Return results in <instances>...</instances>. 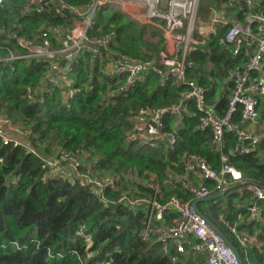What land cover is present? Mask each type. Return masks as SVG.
I'll list each match as a JSON object with an SVG mask.
<instances>
[{
	"label": "built area",
	"instance_id": "1",
	"mask_svg": "<svg viewBox=\"0 0 264 264\" xmlns=\"http://www.w3.org/2000/svg\"><path fill=\"white\" fill-rule=\"evenodd\" d=\"M200 1L166 0L163 4V0H89L81 5H68L65 0H29L24 14L34 12L44 17L32 37L19 34L16 29H22V24L17 22L10 29L3 27L0 30V64L24 60L44 68L39 85L26 87V98L30 102L36 101L39 94L60 89L63 104L71 108L79 91L74 67L82 54L91 58L103 56L101 63L105 72L115 80L114 89L103 93L102 107L116 103L115 95L134 88L152 73L159 76L161 84L173 80L178 86H189L180 103L168 107H141L132 117L127 139L141 146L157 148L164 145L174 149L179 143L178 132L184 127L186 104L195 100L198 111L203 114L199 129L212 131V144L220 153V166L215 168L201 156L190 154L185 156L183 174L169 172L175 183L192 192L191 199L174 195L162 201L158 198L160 185L153 181L147 183L154 189L151 197L136 194L128 190L123 178L95 169L81 154L66 149H55L54 154L41 152L31 138L30 128L21 120L4 114H0V141L38 157L46 178L62 177L73 186L88 188L103 207L120 205L134 214L142 208L147 209L142 240L159 243L169 256V264H240L232 247L208 220L229 239V234L223 231L226 228L244 249H258L264 244L261 238L264 237V181L247 179L223 149L226 131H238L241 144L236 151L241 155L254 151L264 138V121H261L259 111L260 100L264 98V0H221L226 17H218L214 7L210 33L196 36ZM128 6L141 8L143 12L127 11ZM105 7L124 14L135 25L152 28L155 36L160 34V39L162 36L163 48L147 61L112 51L110 47L119 37L114 29L102 35L94 34L95 30L101 29L98 18ZM56 18L68 21L54 23ZM220 28L224 29L219 38L221 46L235 55L249 56L244 67L239 68L242 70L232 73L234 89L224 116H219L207 102V90L185 77L188 54L203 50L210 36ZM239 110L241 127L233 122V116ZM167 114L174 117L171 123L165 122ZM217 192L222 195L209 202L216 206L218 223L202 213V202L198 205L200 211L193 207L195 200ZM225 196L227 200L222 198ZM78 236L86 243L87 250L92 248L94 239L86 227L78 229ZM7 246L26 247L17 241L1 245ZM98 251L89 250L82 263L89 264L93 259L91 264H118L114 254L121 252L120 248L105 253L103 260L97 259ZM239 254L243 264H253L247 255L244 259Z\"/></svg>",
	"mask_w": 264,
	"mask_h": 264
},
{
	"label": "trees",
	"instance_id": "2",
	"mask_svg": "<svg viewBox=\"0 0 264 264\" xmlns=\"http://www.w3.org/2000/svg\"><path fill=\"white\" fill-rule=\"evenodd\" d=\"M65 1L68 5H81L89 0ZM28 5L29 0H0V30L10 29L17 22L22 24V29L16 31L32 37L44 17L34 12L24 14ZM67 21L53 20L58 24ZM98 22L101 29L94 34L102 35L114 29L119 36L110 47L112 51L147 61L163 47L162 36L158 43H150L138 30L143 26L135 25L109 7L101 11ZM223 34L224 29L211 35L203 50L190 52L185 63L186 79L207 90V102L219 116L228 111L234 89L232 73L249 60V56L235 55L221 46L219 38ZM101 58L80 56L74 67L79 91L71 108L63 104L60 89L39 94L34 102L27 100L26 87L39 85L43 66L24 60L1 63L0 114L24 122L41 152L54 154L55 149H66L81 154L95 169L123 178L128 190L136 194L151 197L154 189L147 183L153 181L160 185L158 198L162 201L174 195L191 199L192 192L175 183L169 172L183 174L185 156L190 154L201 156L215 168L220 166V153L212 144V131L199 129L203 114L198 111L195 100L186 104L184 127L178 132L179 143L174 149L164 145L141 146L127 139L132 117L141 107L180 103L190 87L178 86L173 80L161 84L159 76L152 73L134 88L115 95L116 103L102 107L103 93L114 89L115 80L105 72ZM259 111L264 121V98L260 100ZM172 120V115L165 116V122ZM233 122L242 126L240 110L233 116ZM224 141L223 149L230 155L231 163L247 179L264 181V138L254 151L245 155L236 151L241 144L238 131H226ZM45 175L38 157L0 141V264H83L91 249H99L97 259L103 260L105 253L117 248L121 249L114 254L118 264H169V256L159 243L142 240L147 209L134 214L120 205L106 208L88 188L73 186L62 177L46 178ZM83 226L94 239V245L88 250L78 236V229ZM225 230L229 240L243 253L247 252L244 256L253 264H264V244L258 249H244ZM13 241L26 247H1Z\"/></svg>",
	"mask_w": 264,
	"mask_h": 264
},
{
	"label": "rangeland",
	"instance_id": "3",
	"mask_svg": "<svg viewBox=\"0 0 264 264\" xmlns=\"http://www.w3.org/2000/svg\"><path fill=\"white\" fill-rule=\"evenodd\" d=\"M210 3V0H202L201 2V6L199 4L198 7V11H197V18H198V23L196 24V29H195V35L196 36H205L208 33H210V21L213 17L214 14V10L212 9V15L210 16L208 13L204 12V7L207 6ZM27 7V6H25ZM216 15L218 17H222L225 18L226 17V12L221 9V8H216ZM141 26V25H138ZM111 27L113 28V26L111 25ZM138 30L144 34V37L150 41V43H158L160 40V34L158 36H155L152 30V28H148V27H140L138 28ZM163 48V47H162ZM154 49V48H152ZM224 200H227L228 197H222ZM200 209L202 211L203 214L207 215L208 217H210L211 219H213L214 221H216V206L214 203H210V202H202L200 204ZM217 222V221H216ZM218 223V222H217ZM220 225V224H219ZM223 231L226 233V231L223 229ZM233 243V241H232ZM237 248V247H236ZM238 249V248H237ZM240 249V248H239ZM238 249V250H239ZM239 252L241 253L242 257L245 259L244 253L242 250H239Z\"/></svg>",
	"mask_w": 264,
	"mask_h": 264
},
{
	"label": "water",
	"instance_id": "4",
	"mask_svg": "<svg viewBox=\"0 0 264 264\" xmlns=\"http://www.w3.org/2000/svg\"><path fill=\"white\" fill-rule=\"evenodd\" d=\"M166 3V0H163V4H165ZM216 7L217 8H221V0H216ZM126 10L127 11H133V12H139V13H141V12H143V9H141V8H136V7H133V6H128L127 8H126ZM218 32L219 33H222V29L220 28V29H218ZM239 70H242V69H239ZM222 195V193L221 192H217V193H214V194H211V195H209V196H207V197H205V198H200V199H197V200H195L194 201V203H193V207L196 209V210H198V211H200L199 210V207H198V205H199V203H201V202H209V201H211V200H213V199H215V198H218V197H220ZM208 223L217 231V233L218 234H220L223 238H224V240L226 241V243L229 245V246H231L232 247V249L234 250V252L236 253V255L238 256V258H239V262H240V264H243V260H242V258H241V256H240V254H239V252H238V250H237V248L233 245V243L228 239V237L217 227V225H215V223H213L211 220H208Z\"/></svg>",
	"mask_w": 264,
	"mask_h": 264
},
{
	"label": "crops",
	"instance_id": "5",
	"mask_svg": "<svg viewBox=\"0 0 264 264\" xmlns=\"http://www.w3.org/2000/svg\"><path fill=\"white\" fill-rule=\"evenodd\" d=\"M201 2H202V0L200 1V6H201ZM210 3L211 4H208L207 6H205L204 7V12H206V13H208L210 16L212 15V9L215 7V8H217L216 7V0H210Z\"/></svg>",
	"mask_w": 264,
	"mask_h": 264
},
{
	"label": "flooded vegetation",
	"instance_id": "6",
	"mask_svg": "<svg viewBox=\"0 0 264 264\" xmlns=\"http://www.w3.org/2000/svg\"><path fill=\"white\" fill-rule=\"evenodd\" d=\"M234 245V244H233Z\"/></svg>",
	"mask_w": 264,
	"mask_h": 264
}]
</instances>
